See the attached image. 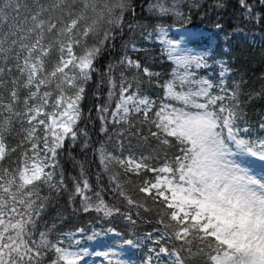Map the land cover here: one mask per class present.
<instances>
[{"label":"snow or ice","instance_id":"6c2138e0","mask_svg":"<svg viewBox=\"0 0 264 264\" xmlns=\"http://www.w3.org/2000/svg\"><path fill=\"white\" fill-rule=\"evenodd\" d=\"M180 2L140 0L138 17L134 0H0V264H124L119 244L90 252L83 228L53 237L52 192L98 222L154 225L148 264L153 252L157 264H264V136L252 134L227 65L188 47L192 33L176 39L162 26L183 18ZM229 7L264 22V0H212L202 14ZM136 29L155 36L158 56ZM90 82L95 117H84ZM77 143L98 163L95 184L72 156ZM66 147L78 175L65 176Z\"/></svg>","mask_w":264,"mask_h":264},{"label":"trees","instance_id":"16d2710c","mask_svg":"<svg viewBox=\"0 0 264 264\" xmlns=\"http://www.w3.org/2000/svg\"><path fill=\"white\" fill-rule=\"evenodd\" d=\"M226 2L231 5L235 3V0H226ZM144 3L147 4L148 0H144ZM210 3H212V0H192L185 4L180 3L179 7L181 13L183 14V18H177L175 19V22H173L174 18L169 16L166 18L167 23L162 26H199L211 31L214 29L218 30V33L216 34L217 44L214 51L211 53L210 61L214 62L216 59L224 58L229 69L227 83L232 85L233 82H235L239 85L241 106L246 110V116L251 129L257 130L262 119L264 118V45L249 44L245 38L236 35V31L241 29L247 33L256 31L260 34H264V22L258 23L257 21L252 20V24H249V22L246 20L236 18L231 15V7L225 10H213L208 12L206 15H203V11L208 8ZM134 4L139 17L141 15L140 0H134ZM195 4H200L202 7L197 8L192 6L190 10L189 5ZM6 11L8 12L10 19L16 16L15 7ZM218 12H222V16L219 20L217 18ZM21 13H23V9H21ZM133 23H135V21H133ZM216 23H220L221 28H217ZM127 31V28H125L126 33ZM219 35L230 36L231 38V40L227 42L228 47L226 54L221 53V49L223 45H226V42L223 43L220 40ZM146 37L147 33L142 32L140 29L135 30L134 39L136 40L137 45L146 47L149 55L154 57L158 56L160 54L159 47L153 48L155 36H152L151 40H148ZM127 38L128 37L126 36L125 39ZM120 44L121 40L118 37L116 40L117 49H119ZM143 54L144 53H141V55ZM133 56H135V54H133ZM107 62L108 52L105 51L100 57L97 67L102 69ZM164 67L167 68V65ZM155 70L160 71L162 69L160 67H156ZM95 75L96 74L93 73L94 77ZM95 87V83L92 82L86 85L87 91L81 101V110L84 117L89 115V109H91V114L93 117H95L94 105L96 98L92 94L95 90ZM104 91H107L106 87L104 88ZM249 95L252 96L251 100L248 99ZM85 123H87L86 120L79 121L81 127H84ZM98 123L99 122L97 121V124ZM87 126L90 132H92V139L96 140L97 133L93 130L92 124L87 123ZM133 143L135 142L133 141ZM67 153L68 149L66 147L65 159L63 161L65 167V176L67 177L69 173L78 175L79 166L77 165L76 167H73L72 161L67 158ZM72 156L76 160L84 162V168L90 171V178L93 184H95V174L98 170V163H90L92 161L91 149L88 150L87 157H85L81 151L79 143H77L72 148ZM104 182L107 183L106 178ZM69 186H71L70 182ZM43 194L48 195V190L45 189ZM78 205L79 200L77 199L76 206ZM57 217H59V219H57ZM45 220L49 225H56L55 232L52 234L53 237H55L56 233H71L75 231L76 228H83L86 230L84 232L86 238L93 235L94 231H99L101 233V229L107 228L120 233L125 240L133 241L137 237H142L145 234L152 232L154 227V225L143 222L138 223L135 226L126 227L122 220H115L110 224L107 222H98L95 213H92L89 216L82 212H76L75 209L68 204L67 194L56 192L51 193ZM149 246L151 249L153 244H150Z\"/></svg>","mask_w":264,"mask_h":264},{"label":"rangeland","instance_id":"374dc122","mask_svg":"<svg viewBox=\"0 0 264 264\" xmlns=\"http://www.w3.org/2000/svg\"><path fill=\"white\" fill-rule=\"evenodd\" d=\"M189 1L192 0H181L180 3L185 4ZM249 24H252V21L249 22ZM166 29L169 30V35L174 36L176 39H180L179 33H192L193 35L188 43V47H192L198 51H206L207 53H209L216 42L215 37L205 32L204 29L200 27H168ZM237 34H241V30H238ZM241 35L244 36V34ZM244 37H246L251 44L255 45V43H257L264 45V34L261 35L260 33H250L249 35ZM216 65L219 66V64ZM207 74L209 73H206L204 70H199V75L205 76ZM260 136H264V131L261 132ZM105 232L106 233L104 235H98L96 233L95 236L87 239L88 242H80L81 244L87 246L90 252L107 251L108 248L113 244H119L120 248L122 249L121 259L123 260L124 264H148L149 256H146L145 260L143 261H141L142 259H139L140 257H142L141 247L146 244L147 241H149L147 237L146 239H137L132 244H125L123 239L119 235L108 231ZM84 264H107V260L101 256L89 255L85 257ZM151 264H154L153 261H151Z\"/></svg>","mask_w":264,"mask_h":264}]
</instances>
